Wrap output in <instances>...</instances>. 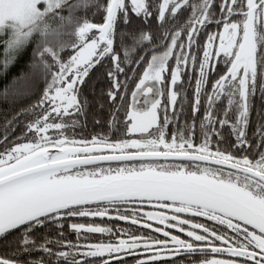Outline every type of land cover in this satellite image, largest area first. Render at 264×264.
<instances>
[{"label":"snow or ice","instance_id":"snow-or-ice-1","mask_svg":"<svg viewBox=\"0 0 264 264\" xmlns=\"http://www.w3.org/2000/svg\"><path fill=\"white\" fill-rule=\"evenodd\" d=\"M13 67L0 264H264V0H0Z\"/></svg>","mask_w":264,"mask_h":264},{"label":"trees","instance_id":"trees-1","mask_svg":"<svg viewBox=\"0 0 264 264\" xmlns=\"http://www.w3.org/2000/svg\"><path fill=\"white\" fill-rule=\"evenodd\" d=\"M190 3H198L199 0H189ZM190 14V12H189ZM185 20L187 19V17L184 18ZM181 23H183V21H181ZM17 72V69L15 67H13L12 69H10L9 71V74L7 77H0V89H3L4 85L8 82V80L10 79L11 75L16 73ZM97 87L99 88L100 85L98 84ZM129 99H130V95H129ZM163 99V98H162ZM97 131H99V129H97ZM104 221H109V220H112L113 223L112 224H109L108 226L110 227H113L115 229V227L119 226V227H123V228H128L129 230L131 231H134L136 229H140V230H144L145 227H146V224L145 223H141V224H138V225H132V222L131 220L129 221H118V218L117 217H109V218H103ZM79 222H93L92 219H89L87 221H79ZM95 223H101V218H95L94 220ZM152 223V222H151ZM153 224V229H150L149 231H154V228L156 226V223H152ZM101 226H105L103 223H101ZM137 235H139V232H136ZM95 239H93L92 242H98L100 238H104V239H107V235L105 234L103 237L101 236V234H92ZM5 251L2 247H0V256H3L5 255ZM200 257L199 256H196L194 258H189V257H184V259L187 261L189 259H192V260H198Z\"/></svg>","mask_w":264,"mask_h":264},{"label":"rangeland","instance_id":"rangeland-1","mask_svg":"<svg viewBox=\"0 0 264 264\" xmlns=\"http://www.w3.org/2000/svg\"><path fill=\"white\" fill-rule=\"evenodd\" d=\"M131 98V97H130ZM145 210L147 211V210H158V209H154V208H152L151 206H148V205H146L145 206ZM105 218H109V217H105ZM201 219H204V218H201ZM152 223H156L157 224V222H155V221H153ZM173 231H176V230H173ZM98 234V233H97ZM96 234V235H97Z\"/></svg>","mask_w":264,"mask_h":264}]
</instances>
